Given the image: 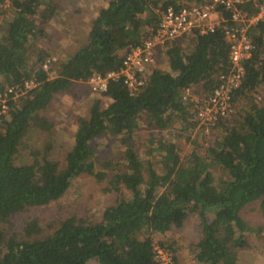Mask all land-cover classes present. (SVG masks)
I'll list each match as a JSON object with an SVG mask.
<instances>
[{
    "label": "trees",
    "instance_id": "trees-1",
    "mask_svg": "<svg viewBox=\"0 0 264 264\" xmlns=\"http://www.w3.org/2000/svg\"><path fill=\"white\" fill-rule=\"evenodd\" d=\"M62 1L12 0L4 8L0 0V92L34 82L23 94L10 95L0 114V264H158L153 244L170 251L173 264H179L176 246L154 242L152 235L166 237L193 216L200 238L188 247L192 263L238 264L251 237L264 238V228L251 227L240 216L256 204L264 219V100L251 99L264 92V21L248 30L254 50L233 95L234 111L212 128L215 140L204 152L194 145L182 157L169 143L144 158L136 132L143 117L148 128L164 131L174 117L189 116L192 104L183 99L185 90L213 91L229 65L222 28L166 43L154 55L145 86L133 95L121 79H110L100 94L109 104L104 108L102 100H94L88 117L76 119L63 165L49 157L50 145L33 151L31 161L18 163L29 131H51L53 125L40 113L57 95L92 76L117 73L131 48L151 38L162 12L204 2L106 0L84 45L61 57L40 43L52 41L49 25L61 14ZM242 11L255 13L251 4ZM222 14L229 18L228 12ZM158 55L166 60L165 70L153 65ZM51 58L55 61L45 70ZM105 137L123 148L124 167L105 185L111 202L100 222L89 224L73 214L45 235L36 220L14 222L22 213L57 202L82 176L103 182L107 174L96 168L93 143ZM153 152H159L158 161Z\"/></svg>",
    "mask_w": 264,
    "mask_h": 264
},
{
    "label": "rangeland",
    "instance_id": "rangeland-1",
    "mask_svg": "<svg viewBox=\"0 0 264 264\" xmlns=\"http://www.w3.org/2000/svg\"><path fill=\"white\" fill-rule=\"evenodd\" d=\"M106 0H64L62 11L50 22L51 42L42 41L41 48H49L52 55L64 57L67 53L75 52L84 45L91 22L96 16L97 9L107 5ZM73 9L77 13L73 12ZM153 64L156 68L165 70L166 60L158 55ZM52 76V75H51ZM194 97L208 95L202 88L192 89ZM102 100L105 108L109 100L93 93L86 84L72 87L69 91L57 95L46 110L40 113L52 124L51 131L32 130L23 139L20 148L18 163L32 160V153L48 145L51 146L49 157L63 165L64 158L73 144V134L76 130V119L88 117V110L94 100ZM258 102L264 100V92L260 90L251 96ZM167 130L160 131L155 127L148 128L143 117L139 122L136 140L139 153L146 158L151 150H159L165 144H175L182 157L186 156L194 145L196 150L204 152L209 143L215 140L216 129L208 131L198 125L191 114L184 117H174ZM151 133L154 136H151ZM150 134V135H149ZM96 168L106 171L103 182L97 183L92 177L82 176L75 180L69 191L53 204L39 209H32L14 218L16 224L24 221L36 220L42 235L49 234L58 226V222L73 214L78 218H86L87 223L96 224L101 220V212L111 202V195L106 192L105 185L112 174L124 167L122 159L123 148L117 139L103 138L93 143ZM159 148V149H158ZM156 161L159 152H153ZM256 204L244 208L240 212L241 218L251 227L264 228V219L258 213ZM144 235V232L142 233ZM141 234V235H142ZM39 237V236H33ZM153 241H164L178 249L177 259L179 264H193L188 255L190 244L200 238V225L197 217L188 218L181 229H175L168 236L152 235ZM238 264H264V238L251 237L250 249L239 253Z\"/></svg>",
    "mask_w": 264,
    "mask_h": 264
},
{
    "label": "built area",
    "instance_id": "built-area-1",
    "mask_svg": "<svg viewBox=\"0 0 264 264\" xmlns=\"http://www.w3.org/2000/svg\"><path fill=\"white\" fill-rule=\"evenodd\" d=\"M11 2L12 0H3V7H9ZM247 4L254 7L253 15L242 11V7ZM223 11L229 13L228 19L223 16ZM263 21L264 0H204L203 3L184 6L177 11L168 9L161 13L151 38L141 46L131 48L117 73H110L105 77L92 76L86 84L93 93L101 94L106 92L110 79H121L128 92L133 95L145 86L154 55L166 43L204 36L222 28L229 48L228 70L218 77V83L210 94L194 97L192 90L187 89L183 96L184 100L192 104L190 112L194 120L208 131L233 113V95L242 85L245 62L250 59L254 50L248 30ZM54 61V58L48 59L43 68L48 70ZM33 87L34 82L29 81L21 87H11L0 92V114L5 113L10 95L15 98ZM153 252L158 264H173V255L167 249L153 244Z\"/></svg>",
    "mask_w": 264,
    "mask_h": 264
}]
</instances>
